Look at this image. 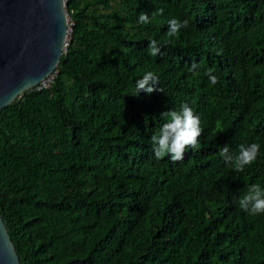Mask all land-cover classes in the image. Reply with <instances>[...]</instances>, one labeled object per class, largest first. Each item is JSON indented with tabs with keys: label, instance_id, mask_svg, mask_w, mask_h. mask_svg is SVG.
<instances>
[{
	"label": "trees",
	"instance_id": "obj_1",
	"mask_svg": "<svg viewBox=\"0 0 264 264\" xmlns=\"http://www.w3.org/2000/svg\"><path fill=\"white\" fill-rule=\"evenodd\" d=\"M65 6L50 85L0 111V216L20 264H264V214L238 205L264 188V0ZM172 18L188 26L169 37ZM149 71L162 91L136 97ZM184 103L201 118L198 147L158 160L160 115ZM242 143L260 152L237 173L220 151Z\"/></svg>",
	"mask_w": 264,
	"mask_h": 264
},
{
	"label": "water",
	"instance_id": "obj_2",
	"mask_svg": "<svg viewBox=\"0 0 264 264\" xmlns=\"http://www.w3.org/2000/svg\"><path fill=\"white\" fill-rule=\"evenodd\" d=\"M66 0H0V111L55 72L68 39ZM0 264H20L0 216Z\"/></svg>",
	"mask_w": 264,
	"mask_h": 264
},
{
	"label": "clouds",
	"instance_id": "obj_3",
	"mask_svg": "<svg viewBox=\"0 0 264 264\" xmlns=\"http://www.w3.org/2000/svg\"><path fill=\"white\" fill-rule=\"evenodd\" d=\"M160 14H163L162 10H160ZM153 15H155V13H153ZM69 23L70 18L68 20V35ZM138 23H151L149 14L141 12L138 17ZM187 26V21H180L177 18H172L168 21L167 35L169 37L176 36L180 29L186 28ZM148 49L152 56H157L161 52L158 41L155 39L149 41ZM196 67V64L191 65L193 70H195ZM205 75L208 76L212 85L218 82L217 77L212 74L211 70L207 71ZM158 83V77L153 72H146L141 79L135 82V96L138 97L141 92L146 96H150L154 92H161L162 89L153 87V85ZM160 116L165 118L166 122L160 127L159 131L151 137L154 156L158 160L165 156H169L173 162L180 161L184 158L185 153L189 149L198 147L199 138L203 133L201 118L194 113L193 109L189 107L187 103L181 104L179 110L166 111L161 113ZM259 152L260 145L258 143L247 145L242 143L238 145L237 151L231 154L229 152V147L227 145L223 146L220 151V156L235 172L240 173L243 172L245 168L251 167V165L255 163ZM238 205L241 210L249 215L264 214V188L259 184L248 186L245 193L238 199Z\"/></svg>",
	"mask_w": 264,
	"mask_h": 264
},
{
	"label": "built area",
	"instance_id": "obj_4",
	"mask_svg": "<svg viewBox=\"0 0 264 264\" xmlns=\"http://www.w3.org/2000/svg\"><path fill=\"white\" fill-rule=\"evenodd\" d=\"M51 80H52V76L49 77L48 79L44 80L43 82H41L40 88H42V87H44V88L45 87H48L50 85V83H51Z\"/></svg>",
	"mask_w": 264,
	"mask_h": 264
},
{
	"label": "rangeland",
	"instance_id": "obj_5",
	"mask_svg": "<svg viewBox=\"0 0 264 264\" xmlns=\"http://www.w3.org/2000/svg\"><path fill=\"white\" fill-rule=\"evenodd\" d=\"M67 19L69 20V17H68V15H67Z\"/></svg>",
	"mask_w": 264,
	"mask_h": 264
}]
</instances>
